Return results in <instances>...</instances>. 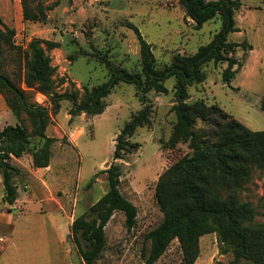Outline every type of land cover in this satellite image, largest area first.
Returning <instances> with one entry per match:
<instances>
[{"label": "rangeland", "instance_id": "1", "mask_svg": "<svg viewBox=\"0 0 264 264\" xmlns=\"http://www.w3.org/2000/svg\"><path fill=\"white\" fill-rule=\"evenodd\" d=\"M36 1L51 7L44 21L25 20L21 0H0V18L15 27V42L23 48L35 37L56 45L47 52L56 67L54 79L59 93L75 89L83 93L84 86L105 82L107 60L128 71H140V45L128 22L136 25L152 45L158 67L171 63L177 54L195 53L200 45L210 42L221 25L216 18L196 29L186 17L181 0ZM241 2L235 14L240 30L231 33L229 40L247 42L253 48H236L234 55L243 65L230 84L222 80L227 64L209 63L206 80L189 87L187 101L218 103L251 129L264 130V0ZM16 57L15 51H5L0 56V71L14 77L19 65ZM165 85L167 93L147 94L150 121L131 138L140 148L117 160L122 170L120 189L137 206V223L129 231L125 214L115 212L105 227L103 257L94 264H143L142 248L150 244L146 234L163 219L155 197L157 181L173 162L191 151L186 143L172 149L165 146L176 122L172 109L175 78H169ZM28 92L33 101L51 105L46 94ZM106 100L102 114L73 117L72 102L61 101L48 129V134L57 138L51 168L38 169L23 155L26 166L19 164L14 204L4 201L0 179V237L4 239L0 241V264H85L71 237V224L108 190L105 169L113 162L115 139L131 116L145 108L135 85L125 82L116 85ZM18 122L0 95V129ZM22 123L30 128L27 120ZM240 196L255 207V220L264 222V169H255ZM200 248L195 264H229L233 259L232 254L220 253L216 233L202 236ZM155 264H183L177 239Z\"/></svg>", "mask_w": 264, "mask_h": 264}, {"label": "trees", "instance_id": "2", "mask_svg": "<svg viewBox=\"0 0 264 264\" xmlns=\"http://www.w3.org/2000/svg\"><path fill=\"white\" fill-rule=\"evenodd\" d=\"M181 2L186 17L191 18L196 29L220 19V28L210 42L200 45L193 54H177L171 63L158 67L152 45L136 25L128 22L140 45V71L131 72L107 60L104 63L108 79L91 88L84 86L83 93L77 89L65 93L56 90V67L47 52V48L55 44L47 41L45 44L43 39L35 37L23 48L15 42V27L6 25L0 18V56L5 51H15L19 63L14 77L0 71V95L19 120L0 129V174L5 202L14 204L18 199L15 178L20 170L13 163L14 157L30 154L36 168L51 164L57 138L50 136L48 129L63 99L72 102V117L82 113L95 116L105 111L106 98L114 87L125 82L135 85L139 100L145 105L142 111L131 116L115 139L113 162L105 169L108 190L71 224V237L85 264H94L103 257L107 242L105 227L115 212L125 214L129 231L137 223L138 208L120 189L122 170L117 160L140 148V143L131 138L138 128L150 121L147 94L151 91L167 93L165 83L171 77L175 78L176 102L172 109L176 122L165 146L172 149L186 143L191 151L173 162L157 181L155 197L163 219L146 234L150 244L142 248L143 264H155L175 239L182 250L183 264H195L200 256V239L210 233H216L221 254L233 255L229 264H264V222L255 220V207L240 196L255 169H264V130L251 129L218 103L208 104L203 99L187 101L189 87L206 80L205 67L209 63H226L222 80L230 84L243 65L234 55L236 48H253L247 42L229 40L231 33L240 30L235 14L242 2ZM21 4L23 18L34 22L46 20V10L51 8L36 0H21ZM28 91L46 94L51 105L33 101ZM261 107L264 109V96ZM24 120L29 122L30 128L22 123ZM33 139L38 142L33 143Z\"/></svg>", "mask_w": 264, "mask_h": 264}, {"label": "crops", "instance_id": "3", "mask_svg": "<svg viewBox=\"0 0 264 264\" xmlns=\"http://www.w3.org/2000/svg\"><path fill=\"white\" fill-rule=\"evenodd\" d=\"M25 155H27L28 156V161H29V163L31 162L32 163V156L30 155V154H25ZM13 163L21 170V167L19 166V164L22 166V164L24 165V166H26V162L25 163H23V161H22V158L21 157H19V158H16V157H14V159H13ZM49 168H51V164L48 166V167H45V168H38V169H42V170H48ZM1 180H2V178H0Z\"/></svg>", "mask_w": 264, "mask_h": 264}, {"label": "built area", "instance_id": "4", "mask_svg": "<svg viewBox=\"0 0 264 264\" xmlns=\"http://www.w3.org/2000/svg\"><path fill=\"white\" fill-rule=\"evenodd\" d=\"M39 99V98H38ZM4 239H3V237H0V241H3Z\"/></svg>", "mask_w": 264, "mask_h": 264}]
</instances>
